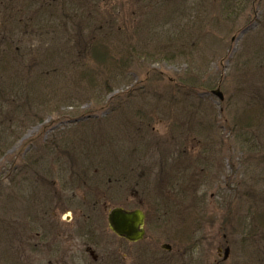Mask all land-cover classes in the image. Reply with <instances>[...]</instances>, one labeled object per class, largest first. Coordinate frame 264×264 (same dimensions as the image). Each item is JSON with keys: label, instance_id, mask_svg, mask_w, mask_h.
<instances>
[{"label": "rangeland", "instance_id": "obj_1", "mask_svg": "<svg viewBox=\"0 0 264 264\" xmlns=\"http://www.w3.org/2000/svg\"><path fill=\"white\" fill-rule=\"evenodd\" d=\"M26 1L0 0V35ZM29 1L57 24L12 35L46 69L30 56L4 73L38 100L0 96L23 125L0 155V264H80L116 208L145 214L164 264H264V0L231 20L223 0ZM69 4L85 20L59 27ZM126 39L151 58L111 80ZM84 160L96 183L78 184Z\"/></svg>", "mask_w": 264, "mask_h": 264}, {"label": "trees", "instance_id": "obj_2", "mask_svg": "<svg viewBox=\"0 0 264 264\" xmlns=\"http://www.w3.org/2000/svg\"><path fill=\"white\" fill-rule=\"evenodd\" d=\"M64 3L67 4L65 0H63L62 5ZM222 4H224L223 6L225 7V10H226L224 13H226L227 19L231 20V17L233 15L239 16L240 13L244 12V10L246 9V6L250 4V0H223ZM16 5L18 6V4ZM41 5H44V4L36 2V1L32 2L29 0L26 1L24 5H20L19 6L20 9L15 14L16 18L11 22L13 29L9 32L11 33L12 31H15L16 33L17 31L19 34L25 35V34H28V31H31L32 29L36 31L35 29L38 28L37 31L38 30L40 31L42 30L40 29L42 28V26L43 28H45V27H49L51 24L52 25L57 24V23L51 22L50 25L48 24L41 25V23L38 21L39 20L38 16L39 14H42L41 12L43 11V8H45ZM10 6H12V4ZM63 7L65 6L63 5ZM62 10L65 12L64 13L61 12V14L58 17L59 22L60 20H62V23L60 22L61 26L58 24L59 27H65L66 23H70L73 25L74 24L73 22L77 20H82V21L85 20L84 18H82L83 16L80 17V13L78 9L77 10L71 9V4H69L68 6V11L64 9ZM216 21L218 24H220L218 20ZM224 21L226 22L225 17H224ZM18 27H21V30L18 31L17 30ZM15 33L13 34L3 33L2 35H0V43L2 42L4 44L3 48L0 47V96L5 95L7 93H11L14 97L13 98L14 102H18L16 101V99L18 98L24 103L23 106H26L28 111H32L34 107L33 105L35 104V100H38L36 99V95L32 93V88H31L32 84L25 85V82L22 79H13V80L7 81L4 73L7 72L12 62L15 64V62L17 61L16 58H20L24 61L25 59H28L31 56L33 60L37 62L39 61L40 65L38 67H42L44 69H46V65H45L46 63L45 61H43V59L40 60L41 58L40 56H32V55L27 56L26 54L23 53L22 50L19 49V47H18V50H15V47H14L15 44L13 43L15 42L13 41L14 36L12 37V35H14ZM31 33L33 32L31 31ZM180 38L171 37L168 39L166 44L172 47L177 46V41ZM121 43L123 45V49L116 50V53L118 54L115 56V60L117 61V64L120 63V66L118 68L106 70L107 76L109 73L111 80L114 77L126 78L128 76L127 68L131 64L141 66L143 64L142 62H145L146 59L151 58V54H150L151 50H148L147 48L140 47L134 44L132 40L131 41L127 39L122 40ZM160 46L162 47H159L160 52L157 54V56H159V58L162 57V58L167 59L166 58L167 55L164 54L163 52L165 50L163 44H161ZM12 47L14 49L13 51H12ZM99 50H100V46H94V45H92L88 49L89 53H91L90 55L99 54L100 52ZM102 50L108 51L107 47L105 46H103ZM104 51H103V55L105 53ZM173 51H175V49ZM104 56L106 59L107 55H104ZM50 59H51V55L48 57V61H50ZM8 85L10 88H7ZM30 106H32V110ZM16 110H17V107H16ZM16 110L4 112L0 108V128L2 129V132L0 131V155L4 154L3 152L8 148L9 141L17 135V133L19 132V127L20 128L23 127V125H18V123L16 122V120L18 121L16 117V112H17ZM25 113L29 114L30 112H25ZM21 122H24V121H21ZM73 148L74 146L72 147V149ZM71 154L76 155L77 149L76 151H74V154L72 152ZM96 165H97L96 163L87 162L85 160L79 163V167H80L79 174L80 175L78 178L79 180H77L78 184L80 183L83 184V182L86 181L87 179H88V182L96 183V181L99 178L95 177L94 180L92 181L91 180L92 177L89 176V173H91V169L95 167ZM81 168L83 170H81ZM164 170H165L164 168L161 170L162 172L161 175H164L165 173ZM166 176L168 177L167 174ZM163 212L166 216L167 214L169 215L168 210H163Z\"/></svg>", "mask_w": 264, "mask_h": 264}, {"label": "flooded vegetation", "instance_id": "obj_3", "mask_svg": "<svg viewBox=\"0 0 264 264\" xmlns=\"http://www.w3.org/2000/svg\"><path fill=\"white\" fill-rule=\"evenodd\" d=\"M145 227L146 224L145 236L140 241L117 236L111 230L109 223L110 238L97 236L92 232L93 230H89L84 238L86 242L82 243V249L79 251L81 255L77 257L78 262L80 264H164V259L159 256L160 252L170 253L172 247L162 245L159 252V246L153 241H148ZM86 255L89 259H86Z\"/></svg>", "mask_w": 264, "mask_h": 264}, {"label": "water", "instance_id": "obj_4", "mask_svg": "<svg viewBox=\"0 0 264 264\" xmlns=\"http://www.w3.org/2000/svg\"><path fill=\"white\" fill-rule=\"evenodd\" d=\"M213 95L223 101L220 90L214 91ZM144 220L145 217L141 211L128 212L123 209H115L109 215V224L114 233L131 241H139L144 237ZM228 254L229 250L227 249L226 258Z\"/></svg>", "mask_w": 264, "mask_h": 264}]
</instances>
